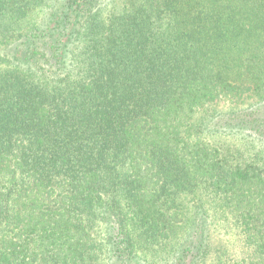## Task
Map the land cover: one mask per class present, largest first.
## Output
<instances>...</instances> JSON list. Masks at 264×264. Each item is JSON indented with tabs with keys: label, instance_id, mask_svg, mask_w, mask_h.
<instances>
[{
	"label": "trees",
	"instance_id": "16d2710c",
	"mask_svg": "<svg viewBox=\"0 0 264 264\" xmlns=\"http://www.w3.org/2000/svg\"><path fill=\"white\" fill-rule=\"evenodd\" d=\"M0 264H264V0H0Z\"/></svg>",
	"mask_w": 264,
	"mask_h": 264
},
{
	"label": "rangeland",
	"instance_id": "374dc122",
	"mask_svg": "<svg viewBox=\"0 0 264 264\" xmlns=\"http://www.w3.org/2000/svg\"><path fill=\"white\" fill-rule=\"evenodd\" d=\"M227 239V244L229 245V247H233L236 251L237 248V244H239L238 240V236L236 234H232V235H227L226 237Z\"/></svg>",
	"mask_w": 264,
	"mask_h": 264
}]
</instances>
